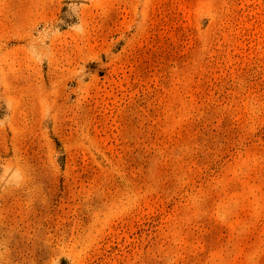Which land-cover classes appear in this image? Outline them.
<instances>
[{
	"label": "rangeland",
	"instance_id": "374dc122",
	"mask_svg": "<svg viewBox=\"0 0 264 264\" xmlns=\"http://www.w3.org/2000/svg\"><path fill=\"white\" fill-rule=\"evenodd\" d=\"M0 264H264V0H0Z\"/></svg>",
	"mask_w": 264,
	"mask_h": 264
}]
</instances>
